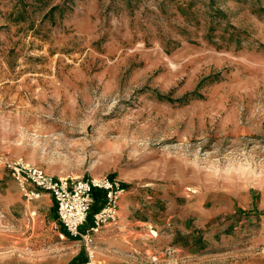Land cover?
<instances>
[{
	"label": "rangeland",
	"instance_id": "obj_1",
	"mask_svg": "<svg viewBox=\"0 0 264 264\" xmlns=\"http://www.w3.org/2000/svg\"><path fill=\"white\" fill-rule=\"evenodd\" d=\"M20 156L118 178L113 243L69 235L51 194L27 198ZM88 249L264 264V0H0V264Z\"/></svg>",
	"mask_w": 264,
	"mask_h": 264
},
{
	"label": "built area",
	"instance_id": "obj_2",
	"mask_svg": "<svg viewBox=\"0 0 264 264\" xmlns=\"http://www.w3.org/2000/svg\"><path fill=\"white\" fill-rule=\"evenodd\" d=\"M7 166L27 198H37L45 192L51 194L57 203L59 220L68 234L82 237L87 244L103 226L118 219L120 200L126 190L118 178L104 174L80 178L55 177L21 156L8 161ZM95 189L105 192V200L93 215L91 226L82 233L81 226L87 222L94 203ZM94 256V250L88 249L82 264H96Z\"/></svg>",
	"mask_w": 264,
	"mask_h": 264
},
{
	"label": "crops",
	"instance_id": "obj_3",
	"mask_svg": "<svg viewBox=\"0 0 264 264\" xmlns=\"http://www.w3.org/2000/svg\"><path fill=\"white\" fill-rule=\"evenodd\" d=\"M119 212H120V210H119ZM119 218H120V216H119ZM92 223H93V218L91 220H87V222L81 226V231L85 232L91 226ZM113 224L114 223H108L105 226H103L101 228V230L94 235L95 239H97V241H105L106 243L112 244L114 239H115V236H113V234L115 232V226ZM100 253H102V252H100ZM103 256L108 257L109 255L103 254ZM101 261H103V260L100 259L99 262L101 263Z\"/></svg>",
	"mask_w": 264,
	"mask_h": 264
},
{
	"label": "trees",
	"instance_id": "obj_4",
	"mask_svg": "<svg viewBox=\"0 0 264 264\" xmlns=\"http://www.w3.org/2000/svg\"><path fill=\"white\" fill-rule=\"evenodd\" d=\"M93 194H94V203L91 207V211L88 219L93 218V215L101 208L105 200V192L102 189H95Z\"/></svg>",
	"mask_w": 264,
	"mask_h": 264
}]
</instances>
